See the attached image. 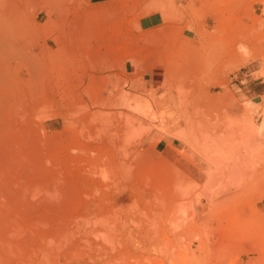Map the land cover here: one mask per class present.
Segmentation results:
<instances>
[{"label":"rangeland","instance_id":"obj_1","mask_svg":"<svg viewBox=\"0 0 264 264\" xmlns=\"http://www.w3.org/2000/svg\"><path fill=\"white\" fill-rule=\"evenodd\" d=\"M6 4L3 11L9 10L5 14L12 18L9 23L18 22L24 46L38 50L39 58V49L53 52L46 59L47 67L52 60L60 64L59 74L52 75V80L45 78L42 92L38 91L48 99L40 112L46 120L43 125L35 121L69 135L61 142L59 163L51 162V167L63 173L69 203L75 196L70 209L78 237L62 245L60 254L54 253L57 264H264V183L239 200L229 198L227 205L217 203L227 193L221 192L213 197L212 203L218 206L211 212L202 201L203 213L209 217L204 222L198 220L195 195H183L182 190L179 194L174 186L169 187L176 168L187 174L202 151H213L208 142L188 140L191 124L197 133L224 120L226 128L233 125L232 129L254 131L264 121V0H7ZM53 99L57 102L52 103ZM165 99L170 109H179L175 114L180 115L176 123L180 138L175 129H165V124L159 127L158 112ZM215 110L225 116L223 121ZM117 114L144 123L138 137L141 143L126 144L124 160L116 142L102 148L94 127L101 115H110L114 121ZM260 139L264 140V130ZM235 140L242 150L245 142ZM262 151L260 160H264ZM232 155L221 150L219 157ZM94 160L111 164L105 180L94 172L99 171ZM201 168L203 173L208 165L201 164ZM222 183L219 180L215 186ZM122 189L127 190L125 195L120 194ZM169 189L177 194L172 200L189 206L171 213L170 223L155 217L156 206L168 203ZM130 190L135 192L130 194ZM116 197L124 205L103 204ZM79 216L88 217L87 226L78 222ZM99 219L100 226L105 219L116 222L123 238L110 232L112 240L101 239L102 228H95ZM98 232L101 238L94 235Z\"/></svg>","mask_w":264,"mask_h":264},{"label":"bare ground","instance_id":"obj_2","mask_svg":"<svg viewBox=\"0 0 264 264\" xmlns=\"http://www.w3.org/2000/svg\"><path fill=\"white\" fill-rule=\"evenodd\" d=\"M5 2L7 3V0H0V264H57L58 256H56V254L54 253H57L58 251H60L61 248H63L62 245L68 242H71V240L72 241L76 240V238L78 237L75 235L76 228H75V225L72 224V221L73 220L75 221V218L72 214V210L70 209L71 206H73L75 203L73 202L75 201L74 200L75 196L74 197L72 196L73 199L70 197L72 200H71V203H69V199H67L65 196V193L68 194L67 189H65V186L67 188L68 184L65 182V178L63 177L64 175L61 171H57L56 169L54 170L53 169L54 166L51 167L52 166L51 162L58 160L57 163H59V154L61 152L60 146L62 144L61 142H63V139H65L69 135L61 131L59 132L54 131L53 130L54 128L52 129L51 126L47 127V124L43 127L40 124H36V122H39L42 124L46 120L40 117V112L45 110L48 105V99H46V96L39 93V92H42L41 90L42 88L41 85H43L42 82L45 78H48V77L49 79L52 80V78H50L52 75H53L52 77L55 78V75H58L59 74L58 72H60V64H58L59 62L57 63L56 61H53L51 59L52 60L51 66L47 67L48 65L46 64V59L51 58V56L54 54L53 52L47 51L46 49H39V52L42 53L39 58L36 53L38 50H35V48L34 49L26 48L27 44H23L22 38L20 39V35H23V33L20 32L18 22H16L15 25L12 22H10L12 23L10 25L8 19H12V18L7 19L5 15L9 10L6 11V13L3 11V5L6 4ZM50 5L52 6L53 4H50ZM1 12L5 16L2 15ZM14 19H13V22H15ZM16 21H18V17ZM235 34L237 33H234V35ZM234 35L233 33L231 34V36H234ZM228 36H225V37H228ZM229 52L227 51V53ZM57 54H55L56 57H58ZM164 71H165V68H164ZM169 71H170V68H169ZM154 95L155 94L150 96L151 100L153 99ZM54 102H57L56 99H53L52 103ZM166 103H167V100L165 104ZM165 104H163V109H161V111L158 112L159 114L158 116L160 120L159 127L165 124L167 127V128L165 127V129H168V128L175 129L174 130L176 131L175 136L180 138L182 137V135L179 134L180 132H178V130L179 131L181 130L180 125L176 124L178 121L177 117L179 118L180 115L177 116L175 114L176 113L175 111H179V109H175V110L170 109L169 103H167L168 105L167 104L165 105ZM155 105L158 106L159 104L158 105L155 104ZM213 112L217 113L218 111L215 110ZM218 113L221 114L220 112ZM204 115H207V114H205L204 112ZM204 115H202V117H205ZM193 116H195V114ZM200 116H201V113H200ZM221 116H219L220 119L223 117L225 118V116H222V117ZM216 117H218L217 114H216ZM205 118L207 119V116ZM114 119H115L114 121H111L113 120V118L110 117V115H101L99 119V124H97V126L95 124L94 126L96 128V131L95 130L94 131L101 138V141H100L101 143L99 144L108 145V144H113L116 142L118 145V148L120 147L119 148L120 158L123 159V154H124L123 149L126 147L125 146L126 144L130 142H134V144L141 143L138 137L141 132V127H144V126H141V123L142 124L144 123L138 122L141 120L136 121L132 117L129 118L128 116H123L122 114H117L116 116H114ZM92 120H94V117ZM187 120H185V123ZM221 120L223 121V119ZM201 121L203 120L201 119ZM224 122H226V120H224L223 122L219 124L213 125V126L202 127V128L198 127L200 129L199 133L195 132L196 129L193 130L192 124L190 125L191 127L188 128V132H187L188 140L189 141H198V140L200 141L201 139L205 142H208L209 143L208 148H212L213 151H210L209 153H208L209 149L208 151L206 150L207 153H205L206 151L205 152L202 151L203 154L199 155L201 159L200 160L197 159L194 164L190 163L189 169L188 170L186 169L188 172L187 174L181 173L179 168H176L173 171V175H172L173 180L172 179H171L172 181L170 180L171 183L169 187L174 186V188L179 194L182 190L183 195H189V194L195 195L196 197L195 207H196V211L199 214L198 220L202 222H204L205 219H207L208 217L207 215H204L203 213L204 205L202 204V201L205 202V204L208 206L207 208L208 211L211 212L215 204L217 205V203H221V202L222 203L224 202L223 204H226V203L229 204V200H232V201L239 200V197L241 195H244L245 193H246L245 195H247L248 193L250 194L252 192V191L250 192V190H253L254 187L255 188L258 187L260 183L261 184L264 183V160L259 159V154L262 151V149H264V143L260 144V141L264 142V140L260 139V132L261 130H264V121H262L260 128L254 131L250 130L249 128H248L249 131L243 130V128L241 129V127L239 126L238 127L234 126V129H232L233 125L231 126L230 124H229L230 125L229 128H226L223 125ZM234 125H237V124H234ZM250 133L253 134L252 138H250ZM236 138H240L242 142L243 141L245 142L244 147H242V150L240 149V146L237 143L238 140L237 141L235 140ZM202 144L203 142L201 143V145ZM102 148L107 149L106 145H103ZM203 148L205 150V146ZM218 150H220V152L221 150L232 151L234 155H232L230 159H225V158L223 159L222 157H219L220 152L217 155L216 151L218 152ZM228 155L229 154H226V158H228L227 157ZM221 156H222V153H221ZM107 158H109V156ZM94 161H95V164H97V166L99 167V171L98 172L94 170L93 171L96 172L97 175L101 176L102 180L103 179L105 180V177L107 176L106 169L108 166H111V164L105 161L104 162L96 161V160ZM204 163L208 165V168L205 170V172L202 173L200 172V170L202 169L201 164L203 166ZM69 167L70 166H68V168ZM71 169L72 171H74L73 166ZM95 169L97 170V167ZM219 180L223 181L222 185L215 186L217 181ZM228 183H230V185ZM262 185H261V188L264 187ZM252 187L253 189H251ZM73 190L74 192L72 191V194L75 195V187ZM122 190L124 192H120V194L123 193V195H125L124 193L127 190L126 189H122ZM256 190L258 189L256 188ZM168 191H169L167 194L168 199H169L168 203L166 205H162L161 203L160 206L157 204L159 207H161L160 209L158 206L155 205V203H154V206L158 208L156 210V214L157 213L158 214L155 215V217L156 218L158 217V218L157 219L155 218V219L159 220V216H160L161 218H166L167 219L166 221H169L168 223H170L171 218L173 220V217H174V216H171L172 215L171 213L176 214V212L180 209H183L186 211L189 208V206L185 202L181 203V202H176L172 200L174 197L177 196V194L172 189H169ZM223 191L227 192V193L222 194L223 199L221 198V201L217 203H214V202L212 203L213 197L219 196L220 193ZM134 192L135 191L132 190L130 194L131 193L133 194ZM260 195H262V193ZM163 196H160L161 199ZM116 198L117 200L110 199L111 201L109 203L106 201L107 203L104 202L103 204H107L109 206L112 204H115V205L123 204L121 199H119V197H116ZM223 204L221 206H224ZM97 205L101 206L100 202ZM115 205L113 206L115 207ZM230 206H232L231 203H230ZM87 211L85 212L87 213ZM96 211L98 210L96 209ZM95 215H93V217ZM115 217L119 218L120 216L116 215ZM87 218H88L87 216H79L77 220L80 224L84 223L85 224L84 226H87L88 225L87 224L88 222L86 221ZM108 219H111V218H108ZM98 222L100 224L98 223L99 225L95 226V228L96 227L102 228L103 230L102 234H104V237L101 238L102 236L100 235L101 233L99 234V232L97 234L93 233L94 235H97L101 239H104L108 236L107 234H110L111 232L112 235L116 234L120 238H123L122 234L124 233L122 231V228L121 229L117 228V225L116 226L114 225L116 224V222L111 223L110 221L108 223L105 219L102 221V224H103L102 226H100L101 225L100 219L98 220ZM165 223L167 224V222ZM93 224L95 225V223ZM132 224H135V226L137 225L134 222ZM92 227H93L92 230L95 229L94 226ZM108 237L110 239L112 236L110 237L109 235ZM106 240L104 241L106 242ZM109 242L111 243V241ZM67 245H69V243ZM111 247L115 249L114 246H111ZM58 254H60V252H58ZM170 254L172 255V253ZM28 255H33V256H28ZM33 258H35L34 259L35 261L33 260ZM17 259L19 260L17 261ZM119 259L120 258H118V260Z\"/></svg>","mask_w":264,"mask_h":264}]
</instances>
